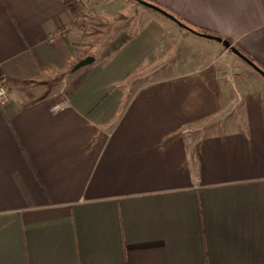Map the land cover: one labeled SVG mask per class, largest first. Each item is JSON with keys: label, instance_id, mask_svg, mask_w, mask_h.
Segmentation results:
<instances>
[{"label": "crops", "instance_id": "crops-1", "mask_svg": "<svg viewBox=\"0 0 264 264\" xmlns=\"http://www.w3.org/2000/svg\"><path fill=\"white\" fill-rule=\"evenodd\" d=\"M84 1L0 0V264H264V86L224 118L215 61L129 90L174 27ZM147 1L264 69V0Z\"/></svg>", "mask_w": 264, "mask_h": 264}, {"label": "rangeland", "instance_id": "rangeland-1", "mask_svg": "<svg viewBox=\"0 0 264 264\" xmlns=\"http://www.w3.org/2000/svg\"><path fill=\"white\" fill-rule=\"evenodd\" d=\"M83 1L84 0H78V3L81 4ZM122 1L123 3L120 4L119 8L123 15L127 13L137 15L138 11H140V14H142L140 20H142V22H145L148 15L152 14L174 27V29H170L171 32L169 37L166 38L167 40H165L156 51L157 55L154 57L155 62L152 63L151 66H145L135 74L134 77L136 79L133 82V85L137 84L138 86L139 84L151 83L172 76L176 73L178 74V72L203 68L210 62L215 61L212 70L213 68H221L224 72L223 76L219 75V79L224 83L220 88H222L223 97L225 99L224 101L226 102L225 104L227 105L228 103L229 105V109L225 111L223 118L225 116L234 117L236 115L240 95L246 90L257 87L256 81L264 86V78L259 74H256L247 64L241 62V59L229 52L225 58L220 57V49H216L219 47V44L216 41L199 38L181 27L175 26V23L172 21H169L155 11L143 7L134 0ZM108 14L109 13H105L108 17L103 19V22H100L99 29L102 31L112 28L113 25L117 24L115 22L119 19L117 18V12H115L113 8L112 13ZM136 24L137 22L134 23V25ZM116 30L118 31L119 29H114L112 31ZM111 33L109 34L111 35ZM103 42L106 43L107 39H104ZM102 48L103 45L94 48L92 50L94 54L92 55L101 58L102 55H100V50H102ZM133 85L128 87V89L132 91L136 89V86Z\"/></svg>", "mask_w": 264, "mask_h": 264}, {"label": "water", "instance_id": "water-1", "mask_svg": "<svg viewBox=\"0 0 264 264\" xmlns=\"http://www.w3.org/2000/svg\"><path fill=\"white\" fill-rule=\"evenodd\" d=\"M134 1L135 2H138L140 5H142L143 7L147 8V9H150L152 11H155V12L159 13L160 15L164 16L168 20H170L173 23H175V26H179L182 29L188 31L189 33H191V34H193V35H195V36H197L199 38L216 41L218 44H221L224 47V49H226L227 51L229 50V52L231 54H233L237 58L241 59V62H244L250 68H252L255 71L256 74H259L262 78H264V72L261 69H259L254 63H252L251 61H249V59L247 57H245L243 54H241V52H239V50L236 49V47H234L229 41L224 40V39H221L219 37H214V36L207 35V34L197 33L195 31H193V30H191V29H189V28L181 25L177 20L175 21V19L172 16H170L167 13H164V11H162L158 7H156V6H154V5L150 4V3L144 2V1H139V0H134ZM93 61H94V58L93 57H87L83 61L79 62L75 66L74 70H79L82 67H86V66L92 64Z\"/></svg>", "mask_w": 264, "mask_h": 264}, {"label": "trees", "instance_id": "trees-1", "mask_svg": "<svg viewBox=\"0 0 264 264\" xmlns=\"http://www.w3.org/2000/svg\"><path fill=\"white\" fill-rule=\"evenodd\" d=\"M139 1H144V2H147V3H150L156 7H158L159 9H161L162 11H164V13H167L169 14L170 16H172L175 21L177 20L181 25L197 32V33H200V34H207V35H211V36H214L213 34H209L207 32H204V31H201L199 29H195V28H192L191 26L185 24L182 20H180L176 14L174 15L173 13H170V11L150 2V1H147V0H139ZM217 37V36H215ZM220 38V37H219ZM121 40H123L122 36H119L117 37V39L114 40V42L106 49L105 53H103V58L105 57H108L110 55V53H113L114 51H116L120 45H121ZM228 41V40H227ZM231 43V42H230ZM237 49V48H236ZM239 50V49H238ZM239 52H241V54H243L245 57H247L249 59V61H251L252 63H254L259 69H261L263 72H264V69L262 67L259 66V64H257L255 61H253V59L249 58L244 52H242L241 50H239Z\"/></svg>", "mask_w": 264, "mask_h": 264}, {"label": "built area", "instance_id": "built-area-1", "mask_svg": "<svg viewBox=\"0 0 264 264\" xmlns=\"http://www.w3.org/2000/svg\"><path fill=\"white\" fill-rule=\"evenodd\" d=\"M8 101V92L6 88L0 84V104H5ZM55 110H58V107L54 108Z\"/></svg>", "mask_w": 264, "mask_h": 264}]
</instances>
